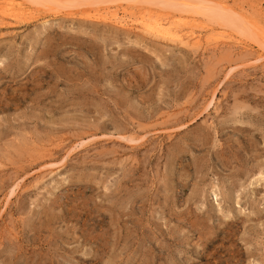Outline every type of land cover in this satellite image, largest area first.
<instances>
[{
	"label": "rangeland",
	"instance_id": "1",
	"mask_svg": "<svg viewBox=\"0 0 264 264\" xmlns=\"http://www.w3.org/2000/svg\"><path fill=\"white\" fill-rule=\"evenodd\" d=\"M54 1L0 5V264H264V0Z\"/></svg>",
	"mask_w": 264,
	"mask_h": 264
},
{
	"label": "bare ground",
	"instance_id": "2",
	"mask_svg": "<svg viewBox=\"0 0 264 264\" xmlns=\"http://www.w3.org/2000/svg\"><path fill=\"white\" fill-rule=\"evenodd\" d=\"M10 1H13V0H0V5H4L6 4L7 6L9 5V7L11 6H15V8L18 6V4L16 3V1L18 0H15V3L14 1L13 2H10ZM21 2L23 0H20ZM34 2V5H38V3L42 6H46L48 5V3H52V5L54 4L55 6H58V3H56V1L54 0H29V2ZM49 1V2H48ZM113 1V0H112ZM111 0H108V2H112ZM127 1V0H125ZM131 2L133 3H138V4H141V5H146L148 8L150 7H157V8H161V9H166L167 11H177V12H183V13H194L197 14V15H202L203 17L204 16H208L209 18H211V20L217 24H221V25H225L226 26H229L231 29L232 28H246V30L248 31H254L256 32L257 30H261V26L259 24H256L255 21L253 20H248L244 15H238V14H232L229 10H227L225 7L221 6L220 4H215V2H211V1H208V0H130ZM28 2V1H26ZM48 2V3H47ZM128 2V1H127ZM97 3V2H96ZM103 4H106L105 2H102ZM100 2V4H102ZM116 3V2H115ZM133 3H130L129 5H133ZM20 4V3H19ZM108 4V3H107ZM22 5V4H21ZM91 5V4H90ZM218 5V6H216ZM54 6V7H55ZM92 6V5H91ZM100 6V5H99ZM225 6V5H224ZM40 7V6H39ZM132 7V6H130ZM3 8V7H2ZM42 9V8H41ZM44 10H49V8H43ZM106 7H102L100 8V10H105ZM106 11V10H105ZM56 12V11H55ZM99 13V12H98ZM103 13V12H102ZM101 13V14H102ZM109 14L108 12H106L105 14V17H107L106 15ZM100 15V14H98ZM110 16V15H109ZM114 16V15H113ZM112 16V17H113ZM117 16V15H116ZM104 17V18H105ZM120 18V17H119ZM118 18V19H119ZM122 18V17H121ZM106 19V18H105ZM116 19V18H115ZM108 20V19H107ZM110 20V19H109ZM123 20V19H121ZM120 20V21H121ZM154 20V19H153ZM188 20V19H187ZM191 20V19H190ZM145 22V21H144ZM157 22V21H156ZM122 23V21H121ZM148 23V21H147ZM188 24V23H187ZM172 25V24H171ZM194 25V24H193ZM142 27H144L145 29H147V31H151V33H158V27H161L160 25H158L157 23L154 24V25H151V24H146V23H142L141 24ZM227 27V28H229ZM257 27H260V29H258ZM143 28V29H144ZM166 28V27H165ZM233 29V30H234ZM169 30V29H168ZM243 30V29H242ZM245 30V29H244ZM163 31V29L161 30ZM160 31V32H161ZM242 32V31H240ZM168 36V31H163V34ZM258 33V32H256ZM260 35L262 37H264V33L263 32H259ZM157 35V34H156ZM259 35V34H258ZM178 36V35H177ZM225 36V35H224ZM249 36V35H248ZM252 36V35H251ZM228 37V36H227ZM170 39V38H168ZM253 39V38H252ZM254 39H257V38H254ZM197 41V40H195ZM198 42V41H197Z\"/></svg>",
	"mask_w": 264,
	"mask_h": 264
}]
</instances>
